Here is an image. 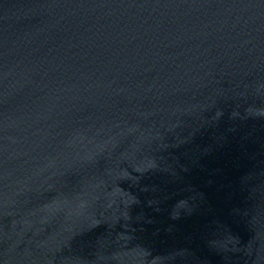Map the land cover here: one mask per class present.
Instances as JSON below:
<instances>
[{"label": "water", "instance_id": "1", "mask_svg": "<svg viewBox=\"0 0 264 264\" xmlns=\"http://www.w3.org/2000/svg\"><path fill=\"white\" fill-rule=\"evenodd\" d=\"M0 264H264V0H0Z\"/></svg>", "mask_w": 264, "mask_h": 264}]
</instances>
